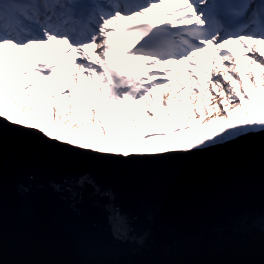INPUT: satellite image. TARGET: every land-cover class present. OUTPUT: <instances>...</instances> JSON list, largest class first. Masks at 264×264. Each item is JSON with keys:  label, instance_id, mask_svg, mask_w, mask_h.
Masks as SVG:
<instances>
[{"label": "snow or ice", "instance_id": "snow-or-ice-1", "mask_svg": "<svg viewBox=\"0 0 264 264\" xmlns=\"http://www.w3.org/2000/svg\"><path fill=\"white\" fill-rule=\"evenodd\" d=\"M168 4L0 0V120L123 159L264 129V0Z\"/></svg>", "mask_w": 264, "mask_h": 264}, {"label": "water", "instance_id": "water-1", "mask_svg": "<svg viewBox=\"0 0 264 264\" xmlns=\"http://www.w3.org/2000/svg\"><path fill=\"white\" fill-rule=\"evenodd\" d=\"M0 264H264V129L123 159L0 120Z\"/></svg>", "mask_w": 264, "mask_h": 264}, {"label": "rangeland", "instance_id": "rangeland-1", "mask_svg": "<svg viewBox=\"0 0 264 264\" xmlns=\"http://www.w3.org/2000/svg\"><path fill=\"white\" fill-rule=\"evenodd\" d=\"M130 62H137L138 63L139 61H130ZM203 67H204V63L202 64L201 68L203 69ZM182 79H183V75H182Z\"/></svg>", "mask_w": 264, "mask_h": 264}, {"label": "bare ground", "instance_id": "bare-ground-1", "mask_svg": "<svg viewBox=\"0 0 264 264\" xmlns=\"http://www.w3.org/2000/svg\"><path fill=\"white\" fill-rule=\"evenodd\" d=\"M205 59V58H204ZM130 64V61H128V65Z\"/></svg>", "mask_w": 264, "mask_h": 264}]
</instances>
